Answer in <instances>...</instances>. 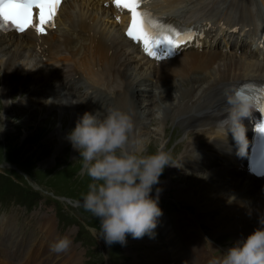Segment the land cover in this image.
<instances>
[{"label": "bare ground", "instance_id": "obj_1", "mask_svg": "<svg viewBox=\"0 0 264 264\" xmlns=\"http://www.w3.org/2000/svg\"><path fill=\"white\" fill-rule=\"evenodd\" d=\"M252 1L253 0H229L230 6L240 7L242 12L240 19L230 18L222 12H218L214 7V0H158L154 2L152 6L157 8V11L160 10L161 13L172 12L183 17L187 21L208 17L215 22H219L223 19L230 26L239 24V31H244L245 27L251 22L254 27L253 30L248 32V34H250L249 39L246 37L245 40H241L240 47L243 48L244 52L240 54L241 58L239 60L233 56L226 57L224 52L215 48L209 51L188 48L184 52L188 55H186L187 58L185 63L183 61L175 62L176 59H173L174 62H169L174 63V73L178 76H180L181 71H183L185 67H189L187 77L181 78L180 76L178 81H174V79H170L166 73L159 71L156 79L162 85L155 84V86H153L149 76L152 77L154 72H157V70L153 71V69L150 68L154 62L149 60L143 52H141L138 44L133 43L131 39L125 37V25L124 23H117L114 21L112 18L114 9L112 7L106 8L98 0H66L63 2L58 15L57 29L51 30L48 34L41 36V38L35 37L31 29H28L21 35L15 32L5 33L0 30V51L2 50L3 52V47L6 48L9 45L16 46V48L13 46L15 48L13 52L7 49L8 51L3 53V56L7 55L5 68L7 71L6 74L9 75L5 81H9L11 84L14 83L11 81V78L16 77V75L14 74V76H11L10 68L11 66L13 67L16 62H21L22 64H26V68H29L28 65L31 67L33 63H36L41 69L47 70L46 75L55 76L53 81L54 83H58L60 80L56 76L57 73L52 71V68L59 64V60H65V58L68 57L72 59L73 67L71 68L75 70V73L79 70L92 81H107L102 87L96 84L97 90L103 93V96L94 102L100 109L107 107V112L110 107L114 106V102H116L117 99L120 100L121 97L122 100L119 102V107L123 108L126 104L130 105L129 107L126 106L125 111H133L132 116L135 124L140 123V115H151L153 113L152 115L155 116L154 120L158 124H156L158 127L157 134L162 135V138V130L165 131L163 128L167 120L169 118L180 120L186 129L187 135L186 146L180 152V156L184 162H187L190 158L197 161L198 164L207 167L206 169L211 174H214L208 178V182L210 185L216 186L219 191L213 194L215 197L212 201H201L203 196L201 197L200 194L203 193V191L199 190V192L196 193L192 190L190 184L194 182H190L189 185L181 184L179 187V184H177L176 186L178 189L174 192L177 194L178 198L192 202L191 205L196 209L195 215L191 214L194 216V219L200 223L205 221L213 225L217 232L229 231L235 243L238 239L246 237L249 233L254 231V229L259 226L258 216H264V180H253L248 175L245 168L241 167L239 163L235 164L232 162L234 148L230 146V139L226 133L227 128H229L239 134L237 137H243L245 133L244 126L250 124L248 116L243 117L241 120H237L232 116V113L237 107V101L234 95L235 89L245 80L264 79V47L262 42V38L264 37V24L255 21V14L251 7L248 6ZM207 2L209 3V8ZM187 8H189V10H187ZM206 10L215 11L206 13ZM61 26L64 27L63 30H60ZM58 30H60L59 34H57ZM222 38L224 40L226 36L223 34ZM237 39H239V37ZM251 46L254 47L255 50L251 48L248 51V47ZM13 47L10 48L12 49ZM131 49L142 59L141 62L138 61L137 63L138 65L142 63L141 66L135 65L133 68L136 72L134 76L132 70V73L127 70L128 67L132 68ZM118 55L122 56L120 57L121 60L116 63L115 61ZM123 55L125 56L123 57ZM45 57L48 58L43 62L42 59ZM3 58L5 59V57ZM216 63L217 66L215 68ZM143 64L149 66V71L148 69L143 70V67H145ZM122 66H124V69L121 71ZM24 67L25 66H23V68ZM31 69L33 70V67H31ZM66 69H70V65H68ZM6 71L4 70V72ZM195 71H201L200 74L203 75L199 76V74H193ZM71 72L72 74L74 73L73 71ZM143 74L145 77L141 80ZM42 75L44 76L45 74ZM111 77L112 83H116L118 77H121L122 81L126 84L119 92L115 87L116 91L114 89L113 94L109 97L107 92L110 91V86L112 85L108 83ZM131 77L138 79L135 86L129 83ZM60 78H62V76H60ZM76 80H78V78H72L71 81L65 80L59 82V84L73 87L72 84ZM36 82L38 83L37 79L35 83ZM90 84L93 86L95 85L91 81ZM138 85L145 86L141 96L138 95L136 97L137 100H141V105H144L142 110H139V108L137 109V104L132 100V95H136ZM3 88H5L4 93H8L9 87L4 85ZM149 89L153 92H155V89H160L161 93L162 91H166L167 95L162 97L160 103L154 105L153 101H157V97L147 102L142 100ZM71 91L72 89L70 92ZM80 91L83 93L86 100L92 101L91 99L93 96L89 94L87 89L86 91ZM158 96H161V94H158ZM104 97L108 100L107 106L105 103H102ZM137 114H139L138 117ZM79 115V111L73 115L62 113L61 129H58L59 132H62L59 133L61 137V146L57 148V152H60L65 145H72L67 138V134L75 127ZM145 118L148 119L149 116L145 115ZM69 119L71 120V124L65 129L63 124ZM193 127L197 128L200 132L203 131L204 135H208V137L190 135L191 130L188 131V129ZM133 131L134 137L144 140V147H148L147 151L152 144H154V147L158 145L157 141L152 142L151 133L147 134L143 125L139 128H135ZM196 134H198V132H196ZM55 136L53 132L50 134V138ZM73 151L75 154L76 149L73 148ZM212 151H214L216 155L226 156L225 161L221 163L220 166L210 161L209 158L213 156ZM235 154L236 156L238 155L237 153ZM56 159H58L57 156ZM81 160L82 159L79 161ZM168 168L171 169L172 167L169 166ZM167 180L170 181V185H174L171 176H168ZM216 200L227 202V204L222 205L219 202L217 205ZM215 209H217L218 212ZM215 212L216 215L212 216V213L214 214ZM43 217L47 220L51 219L50 215H44L42 218ZM43 226L46 232H49L48 237L51 238V235L53 237L55 226L52 221H44ZM4 229L10 232L11 225L6 226ZM190 244L192 245H190L192 248L189 246L191 251H186L182 244L173 246V251L176 254H181L180 258L172 257V259H170L167 255L160 254L161 252H159L158 254L152 255V257H155L152 263L209 264L211 260L220 258L215 256V249L211 250L209 245H203L198 238H191ZM72 247L73 245L70 246V248ZM229 247L230 246L221 248H223V252H225ZM0 250H2V248H0ZM40 253L41 248L34 251L22 249L21 251H14L9 255L13 258L14 263L19 261L17 264H33L35 259L41 258L40 256L43 255ZM13 262H11V264ZM52 263L51 259L42 260L40 262V264Z\"/></svg>", "mask_w": 264, "mask_h": 264}, {"label": "rangeland", "instance_id": "obj_2", "mask_svg": "<svg viewBox=\"0 0 264 264\" xmlns=\"http://www.w3.org/2000/svg\"><path fill=\"white\" fill-rule=\"evenodd\" d=\"M257 5L260 6L261 9H264V0H257ZM207 6L209 8L208 2ZM187 10H189V8H187ZM233 15L238 17L240 13L235 11L233 12ZM63 28L64 27L61 26L60 30H63ZM228 33L227 35L229 36V44H231V47L225 48L222 43L221 48L223 47L226 57L233 56L239 60L241 58L240 54L243 53H237L234 48L237 47V45H240L242 39L245 40L246 37L249 39L250 34L247 32ZM238 37L239 39H237ZM13 46L16 48L15 45H9L6 48L3 47V52L2 50L0 51V248H2V250H0V264H11L13 258L9 254L18 249H23L29 242L33 245H39L43 250L42 260L51 259L53 262L52 264H153L152 262L155 259L152 260L150 257L157 253L153 254L152 252H161L160 254H165L170 257V259H172V257L180 258L181 254H177L178 256L174 254L173 246L185 242L188 246H184V248L186 251H191L192 245L190 244V239L193 237L198 238L203 245H209L211 250L215 249V256L222 257L224 250L221 247L232 246L234 244L230 232H217L213 225H210L205 221H203L202 224H205L206 226H204V229L201 228L200 222L193 218L196 209H193V212L188 208V205H191L192 202L180 199L177 197V194H175L181 184L189 185L190 182H194L190 184V186L196 193H198L199 190L203 191V193H201L202 195L200 194L201 197L203 196L201 201H212L215 197L213 194L219 191L216 186L217 189L208 182V178L214 174H211L206 169L207 167L198 164L197 161L190 158L187 162H184L182 158H179L178 161L182 167L192 168L191 171L185 169L179 170L178 168V170L175 171L176 166H171V169L168 168V166L165 168V171L161 176L160 186L163 188V191L160 193V203L163 204L164 208L166 205L169 208L170 212L168 214V221H171L170 226L178 232L176 237L173 236L172 243L169 247L160 249L161 245L165 243V229L161 235L156 238V242L154 243L140 241L139 238H133L131 234H128L126 244H121L119 242L108 244L105 238L101 235L100 230L90 231L84 228V226L87 227V225L82 222L86 220L89 223L91 222L90 224H100L99 218L93 216L87 210L80 208L83 207V196L88 191L90 178L84 169L83 161H79L81 157L78 149H76V153L74 154L73 146L70 144L65 145L60 152H57V148L61 146V137L59 136V133L62 132H59V130L61 129L62 113L64 112L67 115H73L79 111L78 104L74 101V96L79 98L81 94L83 100H86V98L83 96L80 89L74 88L75 90L72 89V93L67 90H61V96L53 98L51 101L46 99L44 101H34L30 104L32 95L36 93L40 94L44 85L51 83V76L41 75L47 74L46 69H42L43 71L41 74L40 72H36L40 76H32L28 73L29 68H26V64L16 62L13 67L11 66L10 68L11 76H14V74L16 75V77L11 78V81L14 83L11 84L9 81H5L9 75L6 74L7 71L5 68L7 55L3 56V53L8 50L13 52L15 49ZM10 47L13 48L11 49ZM131 50L132 68L128 67L127 70L128 72L130 71V73L133 71L134 76L136 72L133 68L135 65H138V61L141 62L142 59L137 56L136 52ZM217 50H220V48H217ZM125 55H123V57ZM185 55L187 54L183 52V54L177 55L175 59H180V61L185 63L186 58L182 59ZM121 56L122 55H118L115 61L116 63L121 60ZM3 57H5V59ZM47 58L48 57L43 58L42 61L44 62ZM166 61L168 60L162 61L159 66L154 63L152 64V67H154L152 68L153 71L157 70L152 77L157 76L160 71L166 73L168 76L171 75V78H173L175 69L173 67L164 66ZM58 62L59 64L54 66L52 71L57 73L56 76L60 80L59 82L65 80L71 81L72 78L75 79L76 76H78L79 72L78 80H76L72 86L77 85V82H83L87 91H89V94L96 97L93 101H89L91 102L90 105H93V108L91 109L94 111L100 109L94 104V102L100 99L103 96V93L97 90L96 84L94 86L91 85V79L84 76L81 71L78 70V72H74L75 70L71 68L73 67L71 58L66 57L65 60L62 59ZM169 62L174 61H168V63ZM141 64L138 66H141ZM68 65H70V69H66ZM143 65L145 66L143 67V70L148 69L149 71V66H146L145 64ZM23 66L25 67L23 68ZM216 66L217 63L215 64V68ZM123 69L124 66L121 67V71ZM4 70L6 72H4ZM70 70L74 72V75ZM188 70L189 67H185V69L181 71V78L187 77ZM64 71L67 72L63 73ZM31 73L33 72L31 71ZM202 75L203 74H199V76ZM60 76H62V78H60ZM36 79L38 80V83H35ZM122 83H124V81H122L121 77H118L116 83L111 82L112 85L110 86V91L107 93H113L115 87L119 92ZM152 84L155 86V84L158 85L160 82L155 79V83L152 82ZM4 85L9 87L8 93H4ZM138 87L140 88H137L135 98L138 95L141 96L145 89V86L138 85ZM151 92H153L151 89L147 90L142 100L147 102L157 97V101H153L154 105L160 103L162 97L167 95L166 91H162L161 93L160 89H155L157 94H154V96L151 97V95H153ZM149 94L150 96H147ZM158 94H161V96H158ZM111 95L112 94H109L108 96L111 97ZM121 100V97L120 100L117 99V101L114 102V106L119 107V102ZM135 103L137 104V109L139 108V110H142L144 108V105H141V100H135ZM126 106L129 107L130 105L126 104L125 107L121 109L125 110ZM79 112V116H82L84 113L81 111ZM152 114H145L146 116H149V119L143 126L145 127L147 134L151 133L152 142L157 141L158 145H155L154 147V144H152L149 147L150 151L148 150V152L163 148L170 152L171 156H175L179 145L183 142L186 143V130L179 129L177 132L175 129L172 134L169 127L171 124L170 122L167 124L168 126L166 125L165 136L163 134L162 138V135L157 134L158 124L154 120L155 116ZM138 116L139 114H137V117ZM151 121H153V124L149 127ZM70 124L71 120L69 119L63 125L66 129ZM195 129L197 128L193 127L188 129V131L191 130L190 135L208 137V135H204L203 131L200 132L198 129V131ZM52 132L56 136L50 138ZM196 132H198V134H196ZM133 134L134 133H132V135ZM145 148L146 150L148 149L146 146ZM56 156L58 159H56ZM5 161L15 163L19 168L33 175L34 179L44 183L42 184L44 190L56 193L57 195L54 197L58 200H55L51 196V193H47V191H44L46 193H41L36 191V189H33L29 184L30 182L28 178L19 170L9 166L1 167ZM168 176L173 178L172 182H174V185H170V181L167 180ZM177 184H179L178 187L176 186ZM37 193L38 195H36ZM153 195H155V191H153ZM69 197H74L76 201H72ZM219 202L220 200L217 201V205ZM220 204L226 205L227 202L221 201ZM215 210L218 212L217 209ZM44 215H50L51 219L47 220L44 217L42 218ZM214 215H216V212L214 214L212 213V216ZM44 221H52L55 226L54 235L53 237L51 235V238L48 237L49 232L47 233L43 226ZM10 224H12L11 231H5L4 228L10 226ZM168 231L169 233H172L170 229H168ZM63 236L71 238V245H73L74 248L72 247L63 253L53 251L51 245ZM224 238L225 240H223ZM218 244L222 246H219ZM18 262H13L12 264H17Z\"/></svg>", "mask_w": 264, "mask_h": 264}, {"label": "clouds", "instance_id": "obj_3", "mask_svg": "<svg viewBox=\"0 0 264 264\" xmlns=\"http://www.w3.org/2000/svg\"><path fill=\"white\" fill-rule=\"evenodd\" d=\"M235 96L237 107L232 116L241 120L248 115L249 105L240 92ZM99 111H85L67 134L90 178L83 207L99 218L101 235L108 244H126L128 234L155 237L163 215L161 176L166 167L178 164L172 162L170 152L163 148L148 152L144 140L132 135L135 122L130 112L115 106L103 116ZM258 225L209 264H264V216H258ZM71 244V238L63 236L51 248L63 252Z\"/></svg>", "mask_w": 264, "mask_h": 264}, {"label": "snow or ice", "instance_id": "obj_4", "mask_svg": "<svg viewBox=\"0 0 264 264\" xmlns=\"http://www.w3.org/2000/svg\"><path fill=\"white\" fill-rule=\"evenodd\" d=\"M117 7H123L131 13V23L127 35L142 42L144 50L151 56H157L159 46H167L169 51L178 47L187 37L171 25H165L153 19L150 12L142 9L145 0H114ZM61 0H0V20L15 25L21 31L35 27L44 32L45 24L54 26V17ZM38 17V23L36 19ZM264 112V107H261ZM256 131L264 134V120L256 125Z\"/></svg>", "mask_w": 264, "mask_h": 264}]
</instances>
